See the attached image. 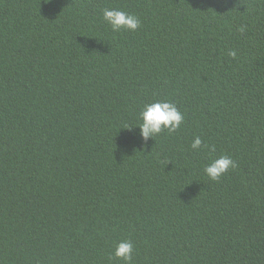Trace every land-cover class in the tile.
Returning a JSON list of instances; mask_svg holds the SVG:
<instances>
[{"label": "trees", "instance_id": "trees-1", "mask_svg": "<svg viewBox=\"0 0 264 264\" xmlns=\"http://www.w3.org/2000/svg\"><path fill=\"white\" fill-rule=\"evenodd\" d=\"M158 100L184 123L145 141ZM122 240L133 264H264V0H0V264H124Z\"/></svg>", "mask_w": 264, "mask_h": 264}, {"label": "clouds", "instance_id": "clouds-1", "mask_svg": "<svg viewBox=\"0 0 264 264\" xmlns=\"http://www.w3.org/2000/svg\"><path fill=\"white\" fill-rule=\"evenodd\" d=\"M51 2V0H50ZM104 21L111 26L113 32L121 30L137 31L141 27L139 17L134 14L119 10L105 8L103 10ZM241 27L239 31L244 32ZM228 55L235 57L236 52L230 51ZM139 124L140 135L147 141L149 138H155L165 129L168 132H175L181 128L184 123V114L178 109L175 103L169 100H158L156 102L146 104L140 114ZM128 127L126 129H131ZM203 145L202 139L197 136L191 144L193 150H199ZM212 151H215L213 148ZM235 161L228 155H221L204 167V172L212 181H219L229 169L235 168ZM134 244L131 240L120 241L114 251V257L123 261L124 264H133Z\"/></svg>", "mask_w": 264, "mask_h": 264}]
</instances>
